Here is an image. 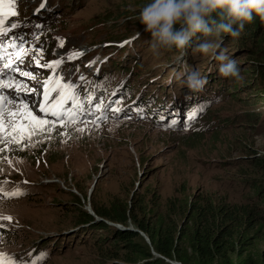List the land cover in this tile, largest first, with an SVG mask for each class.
I'll list each match as a JSON object with an SVG mask.
<instances>
[{"label": "rangeland", "instance_id": "rangeland-1", "mask_svg": "<svg viewBox=\"0 0 264 264\" xmlns=\"http://www.w3.org/2000/svg\"><path fill=\"white\" fill-rule=\"evenodd\" d=\"M43 1L5 0L2 6L7 10L14 4L17 12L5 19L4 33L21 36L22 31L26 37L20 52L16 51V56H20L15 61L18 70L12 72L14 86L0 89V96L7 97L1 106L3 122L10 125L8 112L18 109L21 102L35 115L54 121V117L41 113L39 108L41 103L52 105L60 98L59 87H53L55 78L61 84L74 85L71 94L84 100L74 105L71 98H65V109L79 107L78 119L72 124L67 120L64 125L56 122L52 131L38 132L30 140L26 137L31 151L25 157L0 156V194L6 197L0 198V216L11 217L0 220L3 225L0 230H6L0 233V259L16 264H110L114 259L104 252L109 254L111 241L104 251L96 246V238L104 231L82 225L83 211L92 213L91 202L114 208L125 201L135 206L134 213L139 218L149 216L150 224H158L162 217L165 224H175L177 230L186 220L183 215H174L175 205L182 201L207 198L241 203L248 190L242 182L248 180L246 175L256 174L248 170L252 159L264 156V96H256L255 86L245 87L250 81H242L245 70L251 69L248 76L255 74L256 67L244 62L255 51L240 44L241 48L236 45L230 54L237 61L241 80L229 78V82L228 78H221L220 83L211 78L207 83L211 93L206 89L207 92H202L205 96L213 95L214 103L204 107L202 114L209 108L212 110L202 117L206 122L198 135L188 129L192 122L164 131L151 118L134 122L131 111H117L121 105L117 101L118 88L127 81L135 89H148L152 85L169 93L167 87L171 86L176 95L185 92L179 81L191 69L199 70L218 62L199 55L195 56L197 60L188 62L175 51L154 57L148 50L150 33L144 31V25L137 19L139 9L148 0H45V6L41 7L39 3ZM42 15L51 16L52 23L41 22L38 18ZM12 24L18 27L12 28ZM32 26L44 28L41 33L35 35L38 29L31 35L28 30ZM38 35L45 44L32 47ZM72 53L80 55L69 59ZM56 60L61 63L55 70L45 66ZM121 63L131 73L127 70L124 74L114 73ZM103 70L124 80H118L110 91V96L115 95L111 101L107 98L104 102L106 96L95 97L93 110L82 116L80 112L86 109L88 101L84 94L90 93L98 78L96 73ZM51 75L54 82L49 85L52 90L47 101L44 97L40 104L35 103L33 87ZM170 79L172 83L168 82ZM17 82L21 86L19 91L15 87ZM233 86L237 87L232 89ZM107 102L110 103L107 114L112 118L106 120L101 117V108ZM95 116L99 119L91 121ZM5 131L10 132V127ZM2 145L6 149L7 140L2 139ZM17 188L23 194L10 195ZM141 201L138 211L135 203ZM125 224L133 225L130 220ZM33 249L49 253V258L37 260L40 253L33 256ZM178 250L185 253L187 264H199L185 241L179 243ZM170 262L180 264L176 260Z\"/></svg>", "mask_w": 264, "mask_h": 264}, {"label": "trees", "instance_id": "trees-1", "mask_svg": "<svg viewBox=\"0 0 264 264\" xmlns=\"http://www.w3.org/2000/svg\"><path fill=\"white\" fill-rule=\"evenodd\" d=\"M47 18L48 22L52 23L53 19L51 16H43V19ZM39 40H42V45L45 44L43 37ZM262 42H264V24L261 23L255 14H253V20L245 24L238 41H230L228 36H225L224 39V45L226 44L228 47L229 55L233 52L236 45L237 48H241L240 44L242 47L244 45L243 48L247 50L255 51L254 54H249L244 61L256 67L255 74L253 77L248 76L249 74L247 73H251V69L245 70L247 72L242 81H250L245 87L251 88L255 86V90L257 91L255 93L256 96H264V44H261ZM186 52L188 55H183V60L190 62L191 60L198 59L189 53L190 48ZM120 65L113 70L114 73L120 72L124 74V70H127V73H131V69L124 63ZM187 68H185V71ZM217 68L218 63H210L198 71L202 76L207 77L208 83L212 80L211 78L222 83L221 78L223 77L218 75ZM175 72L178 74L179 71ZM109 78V76H101L100 80L108 82ZM151 87L155 89L152 85ZM236 87L233 86L232 89ZM182 88L184 91L187 90L191 97L194 95L195 100L191 104L194 110L203 107L198 113V118L202 115L201 118L199 120L197 118V122L192 121V124L190 123L191 126L188 127L191 130L190 133L198 135L199 133L197 132L202 129V126L206 122V118L202 117L206 113L209 114L212 110L209 108L202 114L204 106H211L214 103L211 101L214 99V96H205L203 94L202 91L207 90V84L202 91L198 92H192L184 86ZM167 89L170 91L169 94H174L175 90H172L171 86L167 87ZM219 92L215 91L216 94ZM224 96L222 94L221 98ZM108 106H110L109 102ZM107 113L106 108L102 117L108 116L111 118V114ZM133 121L138 122L136 120ZM153 124L164 131L180 128L176 124L170 123L168 125L153 121ZM12 135L4 136V134H0V141L5 139L8 142L6 149H4L3 145L0 147V156L13 154L14 156L25 157V154L31 151L28 144L25 140H21L19 144L10 143ZM27 157L28 159L30 158V156ZM252 161L248 170L251 172L255 171L256 174L253 176L246 175L248 180L242 182L248 190L241 203L214 202V200L207 198L182 201L180 204L175 205L176 213L174 212V215H183L186 217V220L185 225L178 230L175 224H165L162 217L158 219V224L155 222L150 224L149 219L151 220V218L149 216L145 219L144 217L139 218L134 213L135 206L132 207L130 204L125 203V201L120 205L118 203L114 208L105 205L97 206L91 202L92 213L83 211L81 216L82 225L104 231V233L96 238L98 240L96 246L104 251L106 245L111 241L109 243V254L104 252L106 255L113 257L114 260L110 264H174L170 262L174 260L180 264H187L185 253L178 250L181 241L186 242L191 251L196 255L199 264H264V156H254ZM0 198L6 197L0 194ZM135 204H137L139 211L142 201ZM108 219L112 221L106 222ZM127 220H130L133 225L127 227V224H125ZM4 231L6 230H0V233ZM143 239L145 241L147 239V243ZM259 243L262 245L260 249ZM40 252V249L38 251L34 249L32 254ZM51 255L52 253H50V257ZM47 256H49V253Z\"/></svg>", "mask_w": 264, "mask_h": 264}, {"label": "clouds", "instance_id": "clouds-1", "mask_svg": "<svg viewBox=\"0 0 264 264\" xmlns=\"http://www.w3.org/2000/svg\"><path fill=\"white\" fill-rule=\"evenodd\" d=\"M253 14L264 24V0H148L139 9L137 19L144 25V31L150 33V38L147 41L148 50L154 57H159L165 51H175L183 56L187 54L186 50L190 48V54L193 57L199 55L201 58L216 60L218 62L217 70L219 76L239 81L242 79V76L237 61L230 58L228 54L229 49L223 42L225 36H228L230 41H238L245 24L253 20ZM43 16L46 15H42L38 19L41 22L47 21L48 18L43 19ZM21 33V37H24L25 33L22 31ZM32 33L33 29L30 28L28 34ZM17 36V33L0 34V40H3L0 43V67L4 64V58H12L6 54L13 53L15 56L8 69V75L0 81V84H3V82L11 83L14 79L13 70H18L15 61L20 55L16 56L18 53L16 51L20 52L19 47L24 43L26 37L23 40H18L16 43H14V40L16 41L17 39H12L14 44L7 43V38ZM40 38L41 36L36 39V44L41 45L43 43L42 40H39ZM95 76L98 78H95L96 81L93 83L90 93L84 94V96L87 95L88 104L85 103L86 109L80 112L82 116H87L88 111L93 110L92 104L96 101L95 97L99 95L106 96L104 102L107 97L110 98L109 93L114 87L113 83H116L118 78L121 77H115L114 73H107L104 70L97 72ZM101 76H109L108 81L110 83L100 80ZM168 82L172 83L171 79ZM125 83L128 82L125 81L118 89L120 93L117 96L118 104H121L120 106L118 105V111L132 110V116H136L132 120L142 122L145 119L151 118L153 121L166 124L175 120L177 121L175 123L177 127H184L198 118L199 111L197 109L178 113V111H171L167 107L168 103H170L179 105L182 109L187 108L189 103L194 99V95L188 98L185 96V92H183L174 94L173 98L169 100L165 97L164 92H161L159 95L154 96L149 94V97H152V99H147V96L140 99L141 97H136L134 87L132 86L131 90L127 92L129 95L122 96L121 89ZM179 83L180 86H186L192 92H198L203 90L208 81L207 77L202 76L198 70H192ZM42 85H44V82L41 84H37L36 82V86L33 87L35 88V92L33 93V97L36 99L35 103L42 102L44 98L43 92H45V88H42ZM2 88L3 86H0V89ZM155 89L159 91L158 88ZM93 95L95 96L93 97ZM132 98L133 101L129 103ZM146 99L150 101L149 103L147 102L148 105L141 106L139 102H146ZM83 100L84 98H81L79 101L83 102ZM122 103H124L123 106ZM78 108L76 110L72 109L77 113ZM105 109L106 105L104 108H101V117ZM95 118L99 119L96 116ZM95 118L91 121H97ZM103 118L109 119L108 116H103Z\"/></svg>", "mask_w": 264, "mask_h": 264}, {"label": "snow or ice", "instance_id": "snow-or-ice-1", "mask_svg": "<svg viewBox=\"0 0 264 264\" xmlns=\"http://www.w3.org/2000/svg\"><path fill=\"white\" fill-rule=\"evenodd\" d=\"M5 4V0H0V34H3L7 29L4 28V21L7 19L8 16H16L17 12L15 11L14 4H12L7 10H5L2 6ZM45 5H41V7H44ZM18 27L17 24H12V28ZM122 46V45H121ZM80 55V53H72L69 54V59H74L75 56ZM38 63V61H37ZM61 63L60 60L51 61L46 67H51L53 70H55L56 66ZM6 67H10V65H6ZM22 75H30L29 73H21ZM53 77H49L48 80L44 82L45 84V92L44 97L45 101L48 99V95L50 91L52 90L49 85L53 81ZM0 86L4 87H13L14 85L10 82H3V84H0ZM59 87L60 89V98L57 100L56 103L52 105H48L46 103H41L39 111L41 113L50 114L52 117L55 118L54 121H49L46 118L39 117L35 115L29 108L27 104H24L21 102V105L18 109L15 111H9L8 116L10 118V125L5 124L3 122V108L0 107V133H3L4 136H9L11 133H15L16 135H12L10 143H17L21 140H24L26 137L30 140L32 136L36 135L38 132H43L45 130L52 131L53 127L55 126L56 122H59L61 125L65 124V120L72 123L75 122L78 119V114L73 109H65L63 107L65 98H71L74 105L77 104V97L75 95L71 94V90L74 88V85L72 84H61L59 78H55V85L53 87ZM15 87L17 90H20V84L17 82L15 84ZM66 93L68 94L66 97ZM7 100V97L0 96V105L3 104V102ZM11 103V101H8ZM119 109H117L118 111ZM63 112V115H62ZM21 121H27V123H21ZM172 124H175L176 121L172 120ZM47 127V129L45 128ZM10 127L11 131H5L6 128ZM81 131L83 129H80ZM23 192L17 188L14 192H12L10 195L19 196L22 195ZM0 220H11V217L9 216H0ZM0 227H3V225H0ZM47 253L42 252L40 253L38 260L43 261L46 259ZM0 264H16L13 260L4 261L3 259H0Z\"/></svg>", "mask_w": 264, "mask_h": 264}, {"label": "bare ground", "instance_id": "bare-ground-1", "mask_svg": "<svg viewBox=\"0 0 264 264\" xmlns=\"http://www.w3.org/2000/svg\"><path fill=\"white\" fill-rule=\"evenodd\" d=\"M45 0L41 3H39L40 4V6H41V4H44L45 5ZM31 29H33V28H31ZM33 30H36V29H33ZM37 31V30H36ZM11 39H17V37H11ZM1 41H3V40H0V43H1ZM110 65H106V67L108 68ZM49 77H53L52 75L51 76H49ZM49 77H48V79H49ZM47 79V80H48ZM118 80L120 81V82H122L123 80H124V78H121V77H119L118 78ZM52 82H54V79H53V81ZM51 82V83H52ZM169 86V85H168ZM42 88H45V84L44 85H42ZM131 88H132V86H130V85H128V83H125L124 85H123V87H122V89H121V93H122V96L125 94V93H127V92H129L130 90H131ZM162 91L161 90H157V89H153L152 87H150V88H148V89H144V87L143 88H137V89H135V86H134V93H135V95H136V97L137 98H139V97H143V96H145L146 94H148V96H147V99L148 98H151L152 99V97H149V94L151 95V96H154V95H159L160 93H161ZM163 94V93H162ZM164 94L166 95L165 97L167 98V99H172L173 98V95L174 94H169V93H167V92H164ZM185 96H187L188 98H190V93L187 91V90H185ZM145 100L146 102H139V104L141 105V106H143V105H145V104H147L148 105V103L150 102L149 100ZM195 99H193L190 103H189V105H188V107L187 108H180L179 107V105H176V104H170V103H168V105H167V107L171 110V111H178V113H185L186 111H188V110H194L193 109V107L191 106V104H192V102L194 101ZM148 102V103H147ZM204 105H206V104H204ZM207 106H210V105H207ZM207 106H204V107H207ZM134 109V108H133ZM202 109V107H200V108H198L197 110L198 111H200ZM126 111H129V109L128 110H126ZM132 111V110H131ZM153 111H155V110H153ZM141 112V111H140ZM141 113H144V112H141ZM177 122V121H176ZM171 123V122H170ZM167 124H169V123H167Z\"/></svg>", "mask_w": 264, "mask_h": 264}]
</instances>
